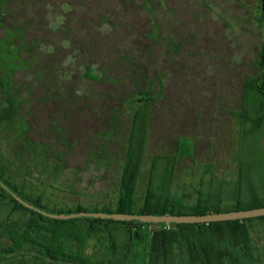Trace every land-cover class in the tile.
<instances>
[{
	"label": "rangeland",
	"instance_id": "rangeland-1",
	"mask_svg": "<svg viewBox=\"0 0 264 264\" xmlns=\"http://www.w3.org/2000/svg\"><path fill=\"white\" fill-rule=\"evenodd\" d=\"M212 1L206 8L201 0H6L2 22L22 28L27 48L19 54L26 66L9 75L25 124L23 137L0 127L4 178L50 208L115 201L133 107L140 104L133 99L148 88L154 100L137 197L151 174L158 182L167 167L163 160L152 170L154 157L174 155L185 138L191 156L177 158L174 193L193 202L195 189H218L230 207L241 138L230 112L241 110L245 83L259 76L264 24L261 0ZM88 68L99 78L91 79ZM257 141L264 158V127ZM259 176L264 180V165ZM252 224L261 246L259 221ZM113 230L123 246L124 227ZM94 246L89 241L88 251ZM31 256L23 251L0 264H32ZM138 261L145 263L142 252Z\"/></svg>",
	"mask_w": 264,
	"mask_h": 264
},
{
	"label": "trees",
	"instance_id": "trees-1",
	"mask_svg": "<svg viewBox=\"0 0 264 264\" xmlns=\"http://www.w3.org/2000/svg\"><path fill=\"white\" fill-rule=\"evenodd\" d=\"M5 1L0 0V7L4 6ZM260 20L264 24V0H261ZM0 29V70L3 74L0 78V127L7 124L9 132L12 127L13 133L16 131L23 137L25 123L19 115L21 101L12 94L9 75L26 66L19 54L27 46L23 41L22 28L7 27L1 16ZM258 65L259 76L251 77L245 83L243 106L240 112H235L241 127L247 125L248 128L241 132L230 207H223L218 189L206 192L195 189L197 197L193 202H187L184 197L174 193L173 171L177 158L191 156V142L185 138L178 139L174 155L154 157L152 170L163 160H166L167 167L158 182L155 180L156 174H151L144 195L137 197L149 106L154 100L148 88L141 97L133 99L140 104L133 107V123L115 201L91 207L79 202L69 207L68 201L50 208L41 195L28 194L6 180L1 172L0 179L25 201L55 214L84 211L186 215L264 207V180L259 176L264 158L260 155L257 141L258 133L264 127V41ZM87 74L91 79L99 78L93 75L92 68H88ZM20 145L26 150L24 144ZM16 211H22L25 215L20 220L12 219L10 214ZM253 221H259V229L255 233L264 234V216L208 223H145L91 216L53 219L24 207L0 185V261L27 251L32 253L29 257L32 264H138L139 253L142 252L144 264H260L264 258V241L261 246L253 242ZM115 226L125 229L127 242L123 246L117 241L113 230ZM91 240L96 244L94 252L88 251ZM115 256L121 258L115 261Z\"/></svg>",
	"mask_w": 264,
	"mask_h": 264
},
{
	"label": "water",
	"instance_id": "water-1",
	"mask_svg": "<svg viewBox=\"0 0 264 264\" xmlns=\"http://www.w3.org/2000/svg\"><path fill=\"white\" fill-rule=\"evenodd\" d=\"M0 185L3 189L8 191L20 204L24 207L37 211L40 214L48 216L53 219H67L76 218L82 216L98 217L101 219H110L118 221H131L138 220L145 223H208L226 220H239L264 216V207L246 209V210H232V211H222L217 213H206V214H186V215H170V214H128V213H105V212H78L69 214H55L49 213L41 208H38L31 203L25 201L15 192H13L3 181L0 179Z\"/></svg>",
	"mask_w": 264,
	"mask_h": 264
},
{
	"label": "flooded vegetation",
	"instance_id": "flooded-vegetation-1",
	"mask_svg": "<svg viewBox=\"0 0 264 264\" xmlns=\"http://www.w3.org/2000/svg\"><path fill=\"white\" fill-rule=\"evenodd\" d=\"M202 1V4L206 7V8H211L212 6H213V1L212 0H201ZM229 1V0H228ZM230 1H232V0H230ZM239 2H242V0H239ZM261 4V3H260ZM260 15H261V13H260ZM227 24L228 25H230V21H227ZM235 112L236 111H232V112H230V114L237 120V122H238V125H239V127L241 128V132H243L244 130H245V128H248V126L246 125V126H244L243 128L241 127V122H240V120L238 119V118H236L235 117ZM237 112H240V111H237ZM240 144V143H239Z\"/></svg>",
	"mask_w": 264,
	"mask_h": 264
}]
</instances>
